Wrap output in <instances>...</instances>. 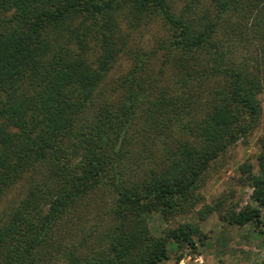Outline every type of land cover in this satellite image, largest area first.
<instances>
[{"label": "trees", "instance_id": "trees-1", "mask_svg": "<svg viewBox=\"0 0 264 264\" xmlns=\"http://www.w3.org/2000/svg\"><path fill=\"white\" fill-rule=\"evenodd\" d=\"M153 20L166 32L157 70L156 48L126 46ZM251 23L262 42L243 62L236 42L256 40ZM127 51L129 69L107 83ZM263 106L264 0H0V196L25 182L0 225V264H158L170 239L196 249L195 224L155 236L146 217L193 210L212 161ZM258 143L259 172L244 161L237 178L258 205L229 222H261L264 132ZM99 189L113 200L105 233L64 242ZM222 203L203 202L200 218Z\"/></svg>", "mask_w": 264, "mask_h": 264}, {"label": "rangeland", "instance_id": "rangeland-1", "mask_svg": "<svg viewBox=\"0 0 264 264\" xmlns=\"http://www.w3.org/2000/svg\"><path fill=\"white\" fill-rule=\"evenodd\" d=\"M185 1V0H182ZM254 20V19H253ZM257 21V20H256ZM125 26V25H124ZM263 23L259 26L250 24L251 32H255V41H237V57L240 61H253L255 48L262 41L260 39ZM166 33L159 21H151L147 25L130 30V39L126 41L128 49L140 51L158 47L159 42L154 41L158 35ZM160 39V38H159ZM165 55L164 49L160 46L152 57L150 66L155 70L160 68ZM132 55L122 52L119 58L112 64L106 76V82L118 74L128 70L131 64ZM105 83L104 89L109 87ZM264 109V106H263ZM264 132V113L260 122L251 128L246 134L239 136L227 149L212 161L200 192L204 197L197 201L193 210L179 213L169 219L164 218L160 211H153L147 215V226L155 236L164 235L169 227H175L179 223L191 222L197 227L194 234L196 249L189 244L179 245L170 239L166 242L169 256L162 259L158 264H255L264 263V204L259 205L260 223L248 221L245 224H236L223 218L222 214L232 208L238 210L246 204L258 205L252 197L253 187L251 185H240L237 181L238 167L244 161L253 163V169L259 172L257 154L259 151L258 139ZM146 164V162L144 163ZM25 182L20 181L0 196V225L3 224L6 214L15 201L21 196ZM110 195L102 189L91 194L87 211L80 217L71 218L62 227V238L64 242L81 240L89 233L99 235L105 233L110 223V210L113 207V200ZM223 201L221 211L214 209L207 212L204 218H200L198 209L203 202L214 203L217 200ZM83 205L81 204L80 207ZM206 211V209H204ZM91 239V237H90ZM70 247H73L70 245ZM67 252V250H65ZM76 253V252H75ZM180 255V258L178 256ZM63 257V256H62ZM64 261L60 258L59 263ZM56 262V260L54 261Z\"/></svg>", "mask_w": 264, "mask_h": 264}]
</instances>
